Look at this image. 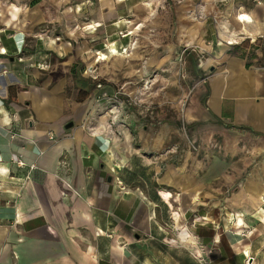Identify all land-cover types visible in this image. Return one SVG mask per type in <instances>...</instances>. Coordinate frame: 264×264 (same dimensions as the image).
Wrapping results in <instances>:
<instances>
[{
  "label": "crops",
  "instance_id": "1",
  "mask_svg": "<svg viewBox=\"0 0 264 264\" xmlns=\"http://www.w3.org/2000/svg\"><path fill=\"white\" fill-rule=\"evenodd\" d=\"M56 1L61 29L51 34L39 27L45 14L30 7L20 14L15 0H0V264H244L253 242L224 233L220 216L226 206L229 222L241 228L234 212L250 206L247 201L255 206L250 211H264V187L259 197L235 196L223 205L216 197H196L198 189L189 186L173 208L147 190L118 189L110 166L123 162L114 165L109 155L108 130L97 124L87 95L94 82L82 72L101 50L79 41L91 13L81 9L84 0ZM99 1L97 24L87 29L97 26L102 37L131 18L129 6L145 2ZM202 1L213 9L204 40L211 50L218 45L210 60L217 64L188 117L250 130L264 148V73L227 45L264 35V0ZM250 211L239 214L246 226L253 224ZM251 262L264 264V256Z\"/></svg>",
  "mask_w": 264,
  "mask_h": 264
},
{
  "label": "rangeland",
  "instance_id": "2",
  "mask_svg": "<svg viewBox=\"0 0 264 264\" xmlns=\"http://www.w3.org/2000/svg\"><path fill=\"white\" fill-rule=\"evenodd\" d=\"M14 3L20 14L23 7L45 14L39 25L43 30L54 34L61 29L58 13L62 8L56 0ZM99 3L84 0L81 9L91 15L84 17L87 24L79 28L83 34L79 41H92L101 49L94 51L93 61L82 72L94 82L87 95L97 124L108 130L109 155L114 165L123 162L110 166L115 186L121 191L142 189L158 194L172 208L189 186L198 189L196 197H216L223 205L235 196L257 197L264 187V148L259 147V137L250 130L226 127L222 121H191L188 117L195 95L207 88L213 73L210 65L217 64L210 60L218 45L211 50L204 40L205 33L209 32V39L213 29L212 7L202 0H145L141 6H129L125 15L131 18L114 35L103 38L97 26L87 29L97 24L94 12ZM62 41L69 40L62 37ZM253 43L244 42L231 53L264 73V41ZM61 58L66 59L64 54ZM48 60L54 61L51 53ZM260 202L264 209V197ZM247 203L251 205L244 211L234 212L235 223L239 214L255 207L252 201ZM260 211L254 208L247 213L253 224L238 229L229 222L232 215L226 206L220 216L224 233L253 242V252L244 253V264L255 254L264 256V211ZM175 217L178 221L177 213ZM182 237L193 241L187 230Z\"/></svg>",
  "mask_w": 264,
  "mask_h": 264
},
{
  "label": "built area",
  "instance_id": "3",
  "mask_svg": "<svg viewBox=\"0 0 264 264\" xmlns=\"http://www.w3.org/2000/svg\"><path fill=\"white\" fill-rule=\"evenodd\" d=\"M260 38L264 39V35L263 36H260ZM246 39H249V38H243L241 40H233V39H231V40H228L227 45L228 46H231V47H234L236 45L241 44ZM249 40L250 41H256V39H249Z\"/></svg>",
  "mask_w": 264,
  "mask_h": 264
},
{
  "label": "trees",
  "instance_id": "4",
  "mask_svg": "<svg viewBox=\"0 0 264 264\" xmlns=\"http://www.w3.org/2000/svg\"><path fill=\"white\" fill-rule=\"evenodd\" d=\"M261 40L264 41V39H262V38H258V39H256L255 43H256L257 41H261ZM249 41H250L249 39L244 40L241 44L234 46L230 52H233V51H235V50H239L240 47H241V45H242L244 42H249ZM255 43H253V44H255ZM250 65H251L250 63H247V67H250Z\"/></svg>",
  "mask_w": 264,
  "mask_h": 264
},
{
  "label": "bare ground",
  "instance_id": "5",
  "mask_svg": "<svg viewBox=\"0 0 264 264\" xmlns=\"http://www.w3.org/2000/svg\"><path fill=\"white\" fill-rule=\"evenodd\" d=\"M236 224L241 226V227H243V225H244V220L242 219V217L240 215H238V221Z\"/></svg>",
  "mask_w": 264,
  "mask_h": 264
},
{
  "label": "water",
  "instance_id": "6",
  "mask_svg": "<svg viewBox=\"0 0 264 264\" xmlns=\"http://www.w3.org/2000/svg\"><path fill=\"white\" fill-rule=\"evenodd\" d=\"M73 125V122H71L70 124H69V126H72ZM112 178H109V180H111Z\"/></svg>",
  "mask_w": 264,
  "mask_h": 264
}]
</instances>
